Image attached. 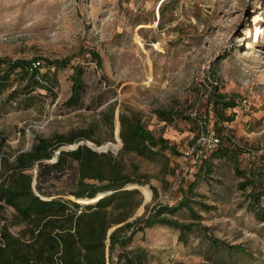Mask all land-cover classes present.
<instances>
[{
	"label": "rangeland",
	"instance_id": "374dc122",
	"mask_svg": "<svg viewBox=\"0 0 264 264\" xmlns=\"http://www.w3.org/2000/svg\"><path fill=\"white\" fill-rule=\"evenodd\" d=\"M158 5L159 0H0V56L71 58L59 69L42 61V71L57 73L55 95L45 88L26 94V76L11 73L0 89L3 154L13 161L38 137L72 131L90 134L60 149L90 141L107 147L135 177H142L143 183L133 182L140 186L137 197L142 203L129 220L157 204L176 203L196 180L198 201L211 209L193 204L203 226L190 233L188 242L167 225L139 231L125 248L117 246L112 252L108 239L109 258L118 257L117 264L125 263L124 251L136 256L138 264H264V214L249 206L248 190L239 188L242 178L233 162L210 157L212 172L207 175L200 163L186 158L200 125L180 117L168 122L157 113L163 108L190 114L198 103L207 123L222 126L223 137L230 135L242 150V167L264 164V0H177L163 17ZM94 50L100 53L102 66L92 57ZM76 65L84 68L85 92L80 105L68 107L65 100ZM211 83H218L229 96L247 99L226 110L236 111L234 121L217 124L211 109L210 117L205 116ZM111 104L114 125L106 120ZM120 112H135L155 135L176 142L181 154L168 149L148 157L124 151ZM6 168L0 160V174H6ZM32 171L37 175L38 166ZM70 173L46 181L48 195L75 199ZM130 184L125 188H132ZM261 202L264 206V196ZM175 216L193 220L185 208ZM17 221L15 209L0 200V226L8 225L17 234L23 227ZM211 237L221 242L212 243ZM234 244L243 245L249 254L230 251L227 245Z\"/></svg>",
	"mask_w": 264,
	"mask_h": 264
},
{
	"label": "trees",
	"instance_id": "16d2710c",
	"mask_svg": "<svg viewBox=\"0 0 264 264\" xmlns=\"http://www.w3.org/2000/svg\"><path fill=\"white\" fill-rule=\"evenodd\" d=\"M176 1L159 0L161 17L170 5H176ZM161 17L159 24L162 25ZM91 55L97 65L102 66L100 53L94 50ZM70 60L68 57L50 60L41 57L14 59L0 56V89L6 85L11 73L21 71L27 80L24 91L26 94L36 88H45L55 95L57 73L42 71V61L59 69L69 65ZM3 66L5 68L1 69ZM83 75L84 68L76 65L72 75L71 94L65 100L66 106L81 104L86 86ZM10 96L16 97L14 92H11ZM245 101L247 102V99L242 100L238 94L229 96L221 92L218 83H211L205 116L210 117L211 109L217 124L232 122L237 113H227L226 110L238 107L239 103L246 104ZM194 108H197L199 117L204 119L198 103L192 107L190 114H184L178 109L163 108L158 109L157 113L160 119L168 122L180 117L194 120L199 125L197 119L192 116ZM109 109L106 120L114 125L115 104H111ZM119 117L124 151L148 157L154 156L157 151L168 149L174 154H181L176 142L163 135H155L135 112H120ZM207 125L215 128L220 143L211 150L202 147L201 155L197 156L195 152L186 158H191L195 165L200 163V169L207 175L212 172L211 158L232 161L235 173L242 178L239 188L248 190L249 206L264 214L261 202L264 196V164L250 162L248 166L242 167L239 159L242 150L233 144L232 137H223L222 126L215 123ZM199 133L200 129L191 145L196 143ZM90 136L72 131L57 133L51 138L38 137L31 149L17 153L13 161H10L7 155L4 156L2 145L0 146V160L7 167L6 174H0V200L15 209L17 222L23 224L17 234L11 231L8 225L0 226V264H106L108 239L112 252L117 246L125 248L139 231L144 232L156 225H167L178 229L179 239L186 243L190 233L203 226L199 222L200 214L193 204L199 203L205 209H211V205L198 201L197 196L200 195L195 191L196 180L188 184L176 203L157 204L148 213L129 220L141 205L142 199L137 197L139 188L125 186L131 183L132 187L137 185L133 182L143 183V180L142 177H135L121 158L111 151L99 152L84 143L75 149H61L57 160L50 162L62 145L75 143ZM36 165L39 168L37 175L32 171ZM67 170L71 171L74 186L70 194L75 199L47 198L51 195L46 192L45 182L64 174ZM35 179L39 194L32 186ZM144 190L151 193L148 186H144ZM107 191L113 192L97 200L99 193ZM82 202L88 204L83 205ZM183 208L191 213L192 221H182L175 216V213ZM116 224L118 226L109 233L111 227ZM211 242L221 241L211 237ZM227 246L230 251L237 250L249 254L248 249L241 244ZM123 254L125 263L122 264H138L136 256H131L125 251Z\"/></svg>",
	"mask_w": 264,
	"mask_h": 264
},
{
	"label": "built area",
	"instance_id": "2783aa9c",
	"mask_svg": "<svg viewBox=\"0 0 264 264\" xmlns=\"http://www.w3.org/2000/svg\"><path fill=\"white\" fill-rule=\"evenodd\" d=\"M246 102V101H245ZM192 116L197 119L198 124L200 125V133L196 140V143L194 145H191V148L186 153V157L189 155H193L195 152L197 156L201 155L202 147H205L207 149H213L215 146H217L220 143V137L218 136L215 128H210L207 125V122L199 117V114L197 112V108L194 109L192 112ZM109 250L107 249V259L106 264H117L119 258L114 259V256L111 259L109 258ZM113 262V263H112Z\"/></svg>",
	"mask_w": 264,
	"mask_h": 264
},
{
	"label": "water",
	"instance_id": "95a60500",
	"mask_svg": "<svg viewBox=\"0 0 264 264\" xmlns=\"http://www.w3.org/2000/svg\"><path fill=\"white\" fill-rule=\"evenodd\" d=\"M159 5H160V3H159ZM159 5H158V7H159ZM79 144L80 143H78V144H76L72 149H75V148H77L78 146H79ZM88 146H90L91 148H93L94 150H97V151H99V152H101V151H107V147L105 148V147H102V146H93L92 144H91V142L89 141V142H87L86 143ZM60 150L61 149H59V150H57L56 151V154L58 155V153L60 152ZM54 161L55 160H57V157L56 158H54L53 159ZM36 179L33 181V183H32V186H33V188H34V190H35V192L37 193V194H39L38 193V191H37V189H36ZM132 188H138V186H134V187H132ZM113 191H107V192H103V196L104 195H106V194H109V193H112ZM97 201V200H96ZM78 202H80V201H78ZM95 202V201H94ZM90 203H93V202H90ZM85 204H88V203H85ZM113 229H110L109 230V233H111V231H112Z\"/></svg>",
	"mask_w": 264,
	"mask_h": 264
},
{
	"label": "bare ground",
	"instance_id": "6f19581e",
	"mask_svg": "<svg viewBox=\"0 0 264 264\" xmlns=\"http://www.w3.org/2000/svg\"><path fill=\"white\" fill-rule=\"evenodd\" d=\"M135 186H138V187H140L138 184L137 185H135ZM132 187H134V186H132ZM98 196V195H97ZM103 196V192L102 193H100V196L97 198V200L100 198V197H102ZM96 197V196H95ZM96 201V200H95ZM94 202V201H93ZM90 203V202H89Z\"/></svg>",
	"mask_w": 264,
	"mask_h": 264
},
{
	"label": "crops",
	"instance_id": "0c3cea01",
	"mask_svg": "<svg viewBox=\"0 0 264 264\" xmlns=\"http://www.w3.org/2000/svg\"><path fill=\"white\" fill-rule=\"evenodd\" d=\"M53 196H49V197H47V198H52ZM107 252V251H106ZM107 255V254H106Z\"/></svg>",
	"mask_w": 264,
	"mask_h": 264
}]
</instances>
